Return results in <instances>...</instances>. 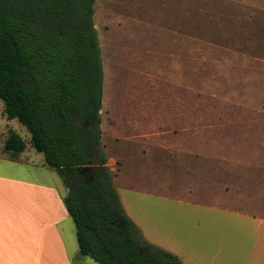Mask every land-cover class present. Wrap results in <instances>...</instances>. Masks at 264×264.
<instances>
[{"label":"rangeland","instance_id":"obj_1","mask_svg":"<svg viewBox=\"0 0 264 264\" xmlns=\"http://www.w3.org/2000/svg\"><path fill=\"white\" fill-rule=\"evenodd\" d=\"M92 22L103 62V98L110 108L131 98L134 111H151L152 126L167 121V127H181L190 154L246 161L249 175L256 170L264 176V0H96ZM166 110L176 116L163 119ZM14 126L37 151L26 127L18 120ZM121 136L114 153L126 149L141 155L136 144L141 140ZM144 145L146 153L125 160L114 184L146 242L152 244L153 235L143 228L144 214L158 229L166 224L155 237H174L188 260L179 258L184 264H264V213L248 214L221 195L222 170L238 165H210L215 201L193 184L188 183L192 193L178 188L184 183L179 180L193 175L178 168L172 152L157 140ZM110 147L115 148L112 142ZM208 180L206 174L195 184Z\"/></svg>","mask_w":264,"mask_h":264},{"label":"trees","instance_id":"obj_2","mask_svg":"<svg viewBox=\"0 0 264 264\" xmlns=\"http://www.w3.org/2000/svg\"><path fill=\"white\" fill-rule=\"evenodd\" d=\"M96 0H0V99L63 179L80 252L98 264H184L128 217L102 146L103 62ZM26 142L11 131L13 158Z\"/></svg>","mask_w":264,"mask_h":264},{"label":"crops","instance_id":"obj_3","mask_svg":"<svg viewBox=\"0 0 264 264\" xmlns=\"http://www.w3.org/2000/svg\"><path fill=\"white\" fill-rule=\"evenodd\" d=\"M134 100L141 102L138 99ZM123 102H125L124 106H120ZM131 102V98H123L120 104L116 101L110 108L107 100L102 99L100 112L102 146L112 168L114 183L115 179L117 182L118 177L124 172L125 160H133L136 156L126 149L119 150H124L121 154L114 153L113 149H118L116 146L122 137L121 134L125 140H141L136 143L138 154L141 153L136 158H141L146 153L144 143L154 139L159 142L160 147L172 152L171 155L177 160L178 168L185 167L188 169L186 172L193 175L179 180L184 183L178 188H185L186 193H192V187L188 184L190 183L198 189H203L206 192L205 197H212L213 200L218 201L215 199L213 188L215 170L210 169V165H219L217 162L229 167L238 165L239 169L222 170V197L247 208L248 214L264 213V176L261 173H256L255 170L254 175H249L244 167L247 165L246 161L239 160L238 163H232L236 161L230 159L227 160L228 162L216 161L212 157L200 159L198 154L195 156L194 153L190 154L188 149L183 148L181 127H167V121L162 127L152 126L151 117L154 116L151 115V111L148 109L134 111L129 104ZM164 102L167 103V100ZM172 114L176 116V112H169L167 116L166 110L162 118L167 120L175 117ZM15 120L17 119L10 120L6 117L4 103V107H0V264H76L74 260L77 258L84 261L83 264H98L80 252L76 225L64 204L68 189L59 188L55 171L48 167L44 155L35 151L28 143L25 151L21 152L18 158H13L5 152L4 145L10 132L18 134L19 131L14 126ZM106 127L110 128L111 134L105 131ZM111 142L115 148H108ZM206 174L209 176L207 183L203 186L196 185L195 179H199L200 176L205 178ZM121 201L128 213L126 204L122 199ZM128 214L132 218L130 212ZM140 226L142 227V224ZM146 227H149L153 235L148 237L152 244L178 255L177 257L184 262L188 261L182 256L180 243L174 237H164L166 233L155 237L158 228L152 226L147 221V214H144L143 228ZM158 230L160 232L166 230V224L162 222V227ZM88 258L94 263L86 261Z\"/></svg>","mask_w":264,"mask_h":264}]
</instances>
